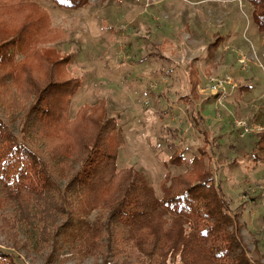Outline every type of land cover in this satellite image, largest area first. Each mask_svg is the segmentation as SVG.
<instances>
[{"label":"rangeland","instance_id":"rangeland-1","mask_svg":"<svg viewBox=\"0 0 264 264\" xmlns=\"http://www.w3.org/2000/svg\"><path fill=\"white\" fill-rule=\"evenodd\" d=\"M189 1L88 0L84 8L71 10L50 0H0V45L18 36L23 50L21 63L6 68L18 75L11 78L9 89L0 87V118L21 141V123L38 98L33 91L51 80L78 79L81 86L71 102L70 123L31 128L28 137L39 166L52 174L55 195L84 165L87 153L71 141L88 139L92 145L102 131L105 144L115 149L119 139L103 126L116 118L124 136L117 159L120 169L144 172L159 196L170 173H188L192 183L206 181L213 173L232 215H239L233 232L243 253L264 264V34L254 26L248 0ZM218 36L225 41L211 56L209 47ZM64 57L70 61L65 68ZM23 67L29 69L23 72ZM190 72L198 99L187 105L182 97L190 94ZM29 74L38 88L26 91ZM226 75L239 87L251 85V91L224 101L212 97V78ZM198 115L208 135L196 127ZM244 121L254 127L242 137L238 126ZM20 157L32 163L30 155ZM198 159L204 165L196 163L200 170L188 172ZM117 182L99 190V203L109 202ZM41 184V177L25 180L29 189ZM25 197L28 203L37 200ZM5 199L0 187V249L14 252L21 264H143L132 242L119 252L105 243L92 253L64 244L61 236L42 241L43 229H36V223L22 226L17 207ZM77 202L75 196L70 198L74 219L85 216L78 215ZM101 203L90 221L108 220ZM51 211L49 217L57 219L55 231L50 230L55 236L69 215ZM163 220L179 224L170 215ZM166 264H183V259L170 257Z\"/></svg>","mask_w":264,"mask_h":264},{"label":"trees","instance_id":"trees-1","mask_svg":"<svg viewBox=\"0 0 264 264\" xmlns=\"http://www.w3.org/2000/svg\"><path fill=\"white\" fill-rule=\"evenodd\" d=\"M211 1L229 0L189 2L199 4ZM248 1L253 7L254 26L264 34V0ZM50 2L58 8L71 10L82 9L89 4L88 0H50ZM44 20L43 26L48 24L46 19ZM18 38L16 36L12 40L8 39L0 45V75L2 71L6 72V75L0 77V87L3 89L5 87L9 89L11 78L18 75L6 70L7 67H15L21 63L18 59L23 54L22 40L21 37ZM223 41L224 38L217 37L209 47L211 56L220 48ZM61 60L64 68L70 63L69 57ZM45 62L49 63L47 60ZM28 69L29 67H23V72ZM188 79L190 94L182 97V100L185 104L192 105L198 99L197 84L192 82L191 72ZM28 80L29 87L26 91L32 90L33 87L38 88L37 82L32 81L31 75ZM80 86L79 80L72 77L62 81L51 80L45 87L33 91L38 98L29 115L25 114L21 123V141L9 131L8 126L0 118V187L6 196L5 200L12 201L17 207L20 214L16 215L18 222L24 227L34 226L33 223H36L37 225L34 226L36 229L37 227L43 229L40 235L42 241H46L49 237L56 240L61 236L60 238L67 242L64 244H77L82 252L94 253L105 243L110 251L119 252L118 249H121L125 243L132 242L143 264H149L145 260L150 263L166 264L168 258L175 256H180L183 264H257L243 253L239 237L233 232L239 215H232L231 205L217 185L213 173L208 180L194 183L187 179L188 173L174 177L170 173L162 184V194L159 196L157 189L144 172L134 167L124 169L118 167L117 159L123 146L124 136L116 118H111L103 126L111 135L119 139L120 142L115 149L105 144L102 131L92 145L88 139L76 138L71 141L70 144L78 148L82 145L84 153H87L84 155V165L65 190L59 191V196L54 194L52 174L44 166L41 167V164L39 166L38 155L30 149L28 137L31 135V128L38 130L41 126L69 124L71 102ZM250 86L238 85L232 97L237 92L244 95L251 91L252 86ZM19 95L17 92L14 93V96ZM201 120L202 117L198 115L195 119L196 127L200 133L208 135L199 125ZM22 154L27 158L30 155L32 163L27 165L25 158L20 157ZM196 163L203 164L201 159L194 161L188 172L200 170ZM32 175L41 177L42 184L37 186L39 189L37 187L29 189L25 186V180ZM115 180L118 182L112 189L109 202H100L102 205L100 209L108 211V220L90 221L89 215L97 211L96 208L100 204L99 190L110 188ZM57 190L58 188L55 189ZM26 194L34 196L37 199L35 203L25 201ZM57 196L61 200L58 199L56 202ZM74 196L79 201L77 204L81 214L78 215H85L81 218L74 219L73 213H69L70 198ZM60 201L61 205H58ZM62 208L64 211H61ZM52 209L57 213L64 212L65 215H69L66 223L56 230L55 236L50 232L57 223L55 217H49ZM165 215L172 216L179 224L168 225L163 220ZM49 226L50 229L45 231ZM125 233L128 235L121 238ZM18 259L14 252L0 249V264H21ZM105 264H108V261H105Z\"/></svg>","mask_w":264,"mask_h":264},{"label":"built area","instance_id":"built-area-1","mask_svg":"<svg viewBox=\"0 0 264 264\" xmlns=\"http://www.w3.org/2000/svg\"><path fill=\"white\" fill-rule=\"evenodd\" d=\"M243 56V55H241ZM242 64L244 61V56L242 59ZM213 81V96L216 97L219 101H224L225 99H229L232 97V95L236 92L238 85L235 83V80L229 76L226 75L224 77H218V78H212ZM240 123V122H239ZM239 130L242 137H245L249 135L250 132H252L253 124L249 123V121H244L240 123Z\"/></svg>","mask_w":264,"mask_h":264}]
</instances>
